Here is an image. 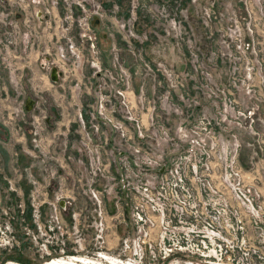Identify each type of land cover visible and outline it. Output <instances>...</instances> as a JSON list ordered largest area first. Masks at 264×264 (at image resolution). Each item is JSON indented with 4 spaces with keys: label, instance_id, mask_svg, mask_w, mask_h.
Segmentation results:
<instances>
[{
    "label": "rangeland",
    "instance_id": "1",
    "mask_svg": "<svg viewBox=\"0 0 264 264\" xmlns=\"http://www.w3.org/2000/svg\"><path fill=\"white\" fill-rule=\"evenodd\" d=\"M57 259L264 264V0H0V264Z\"/></svg>",
    "mask_w": 264,
    "mask_h": 264
},
{
    "label": "built area",
    "instance_id": "2",
    "mask_svg": "<svg viewBox=\"0 0 264 264\" xmlns=\"http://www.w3.org/2000/svg\"><path fill=\"white\" fill-rule=\"evenodd\" d=\"M21 1H24V0H21ZM54 67V66H51V68ZM205 129V132H206V136H210V137H213L214 135V132L212 129H208L206 127H204ZM153 166H155V164H152ZM156 171L159 172V173H162L166 168H165V165L162 164V163H157L156 164ZM240 193V196L239 198L242 200V202L244 203V205L246 207H253V201L255 200V197L258 196L257 193L255 192L254 189H247L246 191H239ZM60 202L64 203L63 200H60Z\"/></svg>",
    "mask_w": 264,
    "mask_h": 264
},
{
    "label": "bare ground",
    "instance_id": "3",
    "mask_svg": "<svg viewBox=\"0 0 264 264\" xmlns=\"http://www.w3.org/2000/svg\"><path fill=\"white\" fill-rule=\"evenodd\" d=\"M89 262L90 261H87L86 259H71L70 261H64L61 259H57V260H53L51 262H48L47 264H89ZM11 264H13V263H11ZM110 264H118V262L114 260Z\"/></svg>",
    "mask_w": 264,
    "mask_h": 264
},
{
    "label": "water",
    "instance_id": "4",
    "mask_svg": "<svg viewBox=\"0 0 264 264\" xmlns=\"http://www.w3.org/2000/svg\"><path fill=\"white\" fill-rule=\"evenodd\" d=\"M57 75H58L57 69L55 67H52L51 70H50V78H51V80L55 81L57 79ZM28 102H30V101H28ZM27 106L29 107V105H27ZM60 204H62V203H60Z\"/></svg>",
    "mask_w": 264,
    "mask_h": 264
},
{
    "label": "crops",
    "instance_id": "5",
    "mask_svg": "<svg viewBox=\"0 0 264 264\" xmlns=\"http://www.w3.org/2000/svg\"><path fill=\"white\" fill-rule=\"evenodd\" d=\"M19 56H20V57H23L22 55H19ZM19 56H18V57H19ZM2 88H3V87H2Z\"/></svg>",
    "mask_w": 264,
    "mask_h": 264
}]
</instances>
